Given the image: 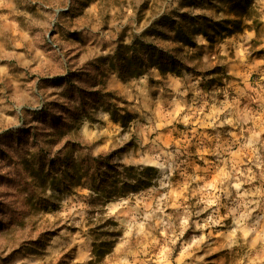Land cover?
<instances>
[{
  "label": "rangeland",
  "instance_id": "1",
  "mask_svg": "<svg viewBox=\"0 0 264 264\" xmlns=\"http://www.w3.org/2000/svg\"><path fill=\"white\" fill-rule=\"evenodd\" d=\"M161 15L195 45L148 41L218 69L120 80L117 43ZM98 155L156 176L98 204ZM92 233L95 264H264V0H0V264H90Z\"/></svg>",
  "mask_w": 264,
  "mask_h": 264
},
{
  "label": "trees",
  "instance_id": "2",
  "mask_svg": "<svg viewBox=\"0 0 264 264\" xmlns=\"http://www.w3.org/2000/svg\"><path fill=\"white\" fill-rule=\"evenodd\" d=\"M246 5L245 3L241 5L242 10ZM176 16L181 19H188L184 13H180ZM212 23L213 24L210 26H214V28L223 27L221 24L222 22L214 21ZM251 23L249 27L257 33L260 22L257 19H251ZM156 26H160L161 28L166 27L168 30H172L174 35L169 37L172 41L182 42L183 45H195L188 35L183 32L182 22L177 21L173 15H161L156 21L152 22L149 27L143 29L141 33L133 35L128 43H117L111 56L110 68L114 70L120 80L129 81L147 74L152 68H155L160 74L169 72L180 75L183 71H190L203 78L205 75L213 73L218 69V67H213L200 71L197 69V64H190L188 61L178 58L174 53L176 47L166 49L148 41L146 38L154 34L168 37L163 29H157ZM216 32L219 34L218 31ZM201 33L203 36H206L209 41L211 40V36L207 31L204 30ZM86 159L89 160L87 162L85 161V163L103 166L101 169L99 165H95L94 169L91 171H84L82 169L84 171L82 174L87 180L86 186L90 191L89 197L93 202H97L98 204H104L108 200L126 196L129 193L149 187L157 172L156 168L151 165L134 166L117 163L109 164L108 157L103 155ZM67 164L72 166V163L68 160V156H65L64 159L60 161L58 167H64L66 171L60 173L58 180L54 175L50 176L53 186L57 188L66 187L68 177L72 176V173L69 175L70 170H68L69 167H67ZM106 166H108L109 171H105L104 168ZM111 244L112 241L105 239L100 240L97 233H92V257L89 263H97L102 255L109 251Z\"/></svg>",
  "mask_w": 264,
  "mask_h": 264
}]
</instances>
